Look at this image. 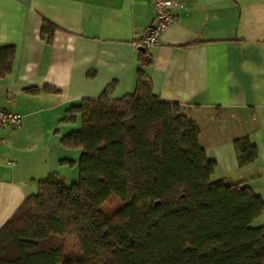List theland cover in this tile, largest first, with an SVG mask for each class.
Instances as JSON below:
<instances>
[{"label":"crops","instance_id":"0c3cea01","mask_svg":"<svg viewBox=\"0 0 264 264\" xmlns=\"http://www.w3.org/2000/svg\"><path fill=\"white\" fill-rule=\"evenodd\" d=\"M173 3L176 20L148 48L152 92L187 108L212 179L246 184L264 203V0ZM153 16L150 0H0V46H14L0 107L21 116L0 129V228L49 176L66 182L68 159L75 168L60 142L78 126L64 120L67 109L110 84L112 98L132 92L134 40ZM43 20L56 26L50 40ZM236 139L255 146L252 162L238 166Z\"/></svg>","mask_w":264,"mask_h":264},{"label":"trees","instance_id":"16d2710c","mask_svg":"<svg viewBox=\"0 0 264 264\" xmlns=\"http://www.w3.org/2000/svg\"><path fill=\"white\" fill-rule=\"evenodd\" d=\"M55 30L42 21L47 40ZM137 51L131 93L112 98L110 84L67 109L78 126L60 142L79 151L78 178L51 175L17 207L0 228V264H264V224H254L262 199L212 179L196 123L152 92L151 56ZM13 54L0 46V77ZM233 146L238 166L255 159L247 139Z\"/></svg>","mask_w":264,"mask_h":264},{"label":"built area","instance_id":"2783aa9c","mask_svg":"<svg viewBox=\"0 0 264 264\" xmlns=\"http://www.w3.org/2000/svg\"><path fill=\"white\" fill-rule=\"evenodd\" d=\"M153 10V22L136 34V47H152L159 43L160 36L168 24L176 20L173 13V0H150ZM21 122V116L0 107V129L15 128Z\"/></svg>","mask_w":264,"mask_h":264},{"label":"rangeland","instance_id":"374dc122","mask_svg":"<svg viewBox=\"0 0 264 264\" xmlns=\"http://www.w3.org/2000/svg\"><path fill=\"white\" fill-rule=\"evenodd\" d=\"M71 151H74L73 154H71V157L76 158V161H77L78 157H79V151L76 149H73ZM74 175H75V178L77 179L78 178V165H77V163H76L75 168L71 167V165L68 166V174L66 175L67 178H65L67 184H70L74 180L73 179ZM73 242L74 241L71 239L70 240V244H71L70 246H72V245L77 246V244L76 243L73 244Z\"/></svg>","mask_w":264,"mask_h":264}]
</instances>
